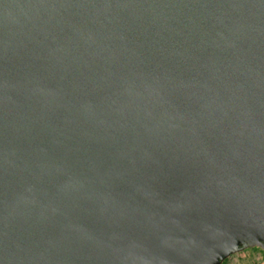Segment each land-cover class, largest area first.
Wrapping results in <instances>:
<instances>
[{
	"label": "water",
	"instance_id": "obj_1",
	"mask_svg": "<svg viewBox=\"0 0 264 264\" xmlns=\"http://www.w3.org/2000/svg\"><path fill=\"white\" fill-rule=\"evenodd\" d=\"M253 247L264 0H0V264Z\"/></svg>",
	"mask_w": 264,
	"mask_h": 264
},
{
	"label": "rangeland",
	"instance_id": "obj_2",
	"mask_svg": "<svg viewBox=\"0 0 264 264\" xmlns=\"http://www.w3.org/2000/svg\"><path fill=\"white\" fill-rule=\"evenodd\" d=\"M221 264H264V251L248 248L226 258Z\"/></svg>",
	"mask_w": 264,
	"mask_h": 264
}]
</instances>
